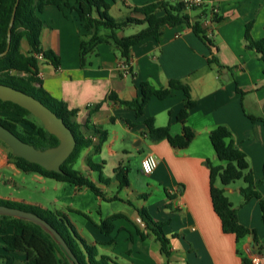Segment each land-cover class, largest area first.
I'll list each match as a JSON object with an SVG mask.
<instances>
[{"label": "crops", "instance_id": "1", "mask_svg": "<svg viewBox=\"0 0 264 264\" xmlns=\"http://www.w3.org/2000/svg\"><path fill=\"white\" fill-rule=\"evenodd\" d=\"M107 1L110 12L116 9L118 19H123L132 14V6L157 0ZM215 3L216 14H212L208 5L187 10L192 22L201 21L213 42L212 48L190 26L164 25L158 40L148 37L132 47L128 75L120 69L124 58L109 43L98 44L87 55L88 64L82 65L83 31L76 12L46 6L41 14L46 22L41 32L42 46L53 49L61 63L55 66L48 59H40L42 86L70 108H78V122L83 123L89 117L108 131L99 153H94L90 146L79 159L82 173L101 188L106 198H115L106 200L94 193L96 206L84 204L81 212L60 194L63 188L57 183L60 181L40 174L35 175L36 180L56 189V193L58 190L57 194L42 199L35 193L15 194L13 198L66 215L68 211L82 213L84 231L89 235L83 233L85 242L96 246L99 255H108L121 264H264V222L259 200L243 202L241 189L246 186L243 179L225 186L226 195L238 210L239 221L253 229L258 240L253 234L238 240L235 234L224 232L212 203L209 168V162L221 163L210 132L218 125H226L233 133L235 144L246 153L256 187L264 197V58L248 46L246 39L248 24L254 40L264 38V0H216ZM21 47L25 53L30 50L26 39ZM212 56L225 67L219 69L211 63ZM172 78L188 83L197 101L187 120L195 137L186 148H175L166 139L150 140L144 122L145 117H152L157 126L170 125L172 134L181 133L183 126L177 115L184 105L182 90H173L165 99L153 97L141 118H136L133 110L108 99L109 93L115 91L120 98L132 100L139 96L142 81L162 87ZM97 103H101L100 108L91 111ZM248 114L259 119L252 120ZM147 153L157 157L156 169L146 174L142 182H132L129 171V185L120 188L114 169L126 165L125 158L136 157L138 174H143L141 159ZM88 157L95 163H103L101 172L89 167ZM9 164L15 166L0 149V166ZM109 166L112 174L103 176ZM100 174L109 181L101 182ZM141 208L156 221L165 222L169 255L161 250L160 241L143 222ZM115 214L120 216L114 220L113 230L102 232L98 223ZM0 245L3 247L1 232ZM17 258L23 257L17 255Z\"/></svg>", "mask_w": 264, "mask_h": 264}, {"label": "trees", "instance_id": "2", "mask_svg": "<svg viewBox=\"0 0 264 264\" xmlns=\"http://www.w3.org/2000/svg\"><path fill=\"white\" fill-rule=\"evenodd\" d=\"M16 1L0 0V53L7 48L8 28ZM48 5H54L64 12L67 8L76 12L83 31L80 41L82 65L88 64L87 55L94 52L100 43L113 45L121 57L130 62L132 47L148 37L158 40L164 25L190 26L209 47L212 48L214 45L206 35V30L201 21H191L182 0L176 2L157 0L140 6H132V14L123 19L115 18L110 14V3L107 0L19 1L12 26L10 49L4 56L0 57V83L23 90L40 99L59 117L63 118L64 122L72 129L77 143L74 151L61 165L63 173L48 170L38 163L16 156L12 150L9 157L19 169L25 172H33L56 181L68 182L77 188L87 187L96 195L110 200L115 197L106 198L101 188L90 177L76 168V163L85 148L92 146L94 153L101 151L108 138V131L101 125L93 123L89 117L83 123L78 122L76 117L79 109L70 108L64 100L53 97L42 86V80L39 77L40 59L38 54L42 53L43 58L50 60L55 66H59L61 63L60 57L53 49H45L42 46L41 32L46 22L41 14ZM131 24L145 25V27L131 35L120 34L125 27ZM250 27L251 25L248 24L246 31L248 46L255 49L264 58V38L254 40L250 35ZM23 39H26L30 46L27 53L23 52L21 47ZM209 60L211 63H215L219 69L225 67L215 56ZM139 88L140 94L135 99H122L115 91L109 93L108 99L133 110L136 118H141L144 117L146 105L153 97L165 99L172 94L173 90H182L184 105L177 115V120L183 126L181 133L172 134L170 125L157 126L152 117H145L144 122L150 140L166 139L175 148L188 147L195 137V131L187 124V120L191 110L197 105L190 85L180 79L172 78L167 85L162 87H156L149 81H142ZM100 106L101 103L95 104L91 111L98 110ZM0 112L3 113L0 115V123L35 147L46 149L59 144L58 137L48 132L38 118L20 105L0 99ZM248 116L252 120L259 119L252 114H248ZM128 123L133 125L130 121ZM210 140L221 161L216 165L209 162V168L212 203L215 212L220 217L222 228L226 233L235 234L238 240L249 234H253L255 240H258L256 232L239 221L238 210L224 189L225 186L243 179L246 183V186L241 189L243 202L253 198L258 199L264 222V197L256 187L247 155L235 144L233 133L226 125H218L213 128L210 132ZM0 141L2 140L0 139ZM87 161L92 170L101 172L103 163H95L91 157H88ZM129 171L128 165L121 164L114 169L120 188L129 185ZM100 181L107 183L109 180L100 174ZM0 204L33 211L48 220L63 235L81 264H121L108 255H99L96 246L88 245L76 233L74 225L68 220L65 213L21 202L12 203L1 198ZM139 213L143 222L160 241L161 250L169 255L170 240L164 232L165 222L156 221L145 208L139 209ZM119 216V214L111 215L98 223L101 231L104 233L111 232L114 228V220ZM10 228L12 232L9 231ZM0 232L3 242L0 264H73L56 239L32 221L0 215ZM140 234L145 237L144 233L140 232ZM73 235L81 240L84 249L75 242ZM17 255H22L23 258L20 260ZM244 261L248 262V259L244 258Z\"/></svg>", "mask_w": 264, "mask_h": 264}, {"label": "water", "instance_id": "3", "mask_svg": "<svg viewBox=\"0 0 264 264\" xmlns=\"http://www.w3.org/2000/svg\"><path fill=\"white\" fill-rule=\"evenodd\" d=\"M19 1L20 0L16 1L9 24L7 48L0 53V57L4 56L10 49L12 26ZM0 99L3 101H12L29 110L41 121L48 132L58 137L59 144L46 149L37 148L33 144L24 141L2 123H0V139L11 148L14 155L23 157L30 162L38 163L48 170L63 173L61 165L74 151L77 143L72 129L64 122L63 118L59 117L40 99L10 85L0 83ZM0 215L13 216L36 223L56 239L66 251L73 264H81L63 235L48 220L39 214L19 207L0 204Z\"/></svg>", "mask_w": 264, "mask_h": 264}, {"label": "rangeland", "instance_id": "4", "mask_svg": "<svg viewBox=\"0 0 264 264\" xmlns=\"http://www.w3.org/2000/svg\"><path fill=\"white\" fill-rule=\"evenodd\" d=\"M112 16L115 18H118L120 15L116 9H113L112 12H110ZM143 27L140 24H131L124 28L123 32L124 35H131L139 30H141ZM0 115H3V113L0 112ZM0 149L3 151L7 158L13 163V160L10 159L9 153L11 152V148L0 141ZM111 161V159H109ZM125 164L130 167V171L132 172V176L130 177V180L132 182H142L144 178H146V174H142L139 172L138 174V167H137V158H125ZM15 165V164H14ZM76 168L82 172V162L80 159H78ZM132 168V169H131ZM109 174H112V169L109 166V168H106V170L102 173L103 176H108ZM35 175L37 173L33 172H25L21 169H19L16 165H5L0 166V195L1 199L8 200L9 202L16 203V201L12 195H19V194H31L35 193L37 198H47L51 195L57 194L56 189L54 190L50 186L44 184L43 182H40L36 180ZM56 183V182H55ZM60 185L63 186L62 189L59 191L62 196L69 202L70 206H73L75 208H78L82 212V206L84 204H87L88 206L95 207L96 206V198L97 196L87 187H84V190L82 191V188H76L74 185L68 183V182H57ZM48 187V188H47ZM44 188V189H43ZM32 195V194H31ZM6 196V197H4ZM105 205H111V204H105ZM51 210H54L53 208ZM94 217H96V212L94 210ZM68 220L74 225L76 233L82 237L83 233L87 236L88 233L84 231L83 223L85 222V218L82 216V213H76L75 211H68L67 213ZM74 236V235H73ZM75 237V242L82 248V242L81 240ZM0 250H2V246L0 245Z\"/></svg>", "mask_w": 264, "mask_h": 264}, {"label": "built area", "instance_id": "5", "mask_svg": "<svg viewBox=\"0 0 264 264\" xmlns=\"http://www.w3.org/2000/svg\"><path fill=\"white\" fill-rule=\"evenodd\" d=\"M186 9L191 10L197 7L202 6H210L212 14H216L218 12V6L215 3L216 0H182ZM38 58L42 59L43 54H38ZM120 69L124 72L125 75H128L131 70V64L127 62L125 59L120 63ZM158 166L157 157L153 153L145 154L141 159V171L144 174L152 173L156 167ZM256 262L259 263L260 259H256Z\"/></svg>", "mask_w": 264, "mask_h": 264}]
</instances>
